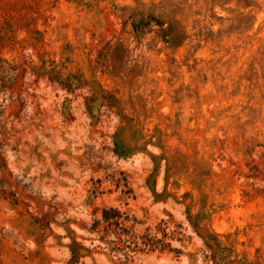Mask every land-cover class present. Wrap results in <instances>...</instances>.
<instances>
[{
  "label": "rangeland",
  "instance_id": "1",
  "mask_svg": "<svg viewBox=\"0 0 264 264\" xmlns=\"http://www.w3.org/2000/svg\"><path fill=\"white\" fill-rule=\"evenodd\" d=\"M109 207L131 243L93 230ZM72 241L74 264H264V0H0V264Z\"/></svg>",
  "mask_w": 264,
  "mask_h": 264
},
{
  "label": "trees",
  "instance_id": "2",
  "mask_svg": "<svg viewBox=\"0 0 264 264\" xmlns=\"http://www.w3.org/2000/svg\"><path fill=\"white\" fill-rule=\"evenodd\" d=\"M130 221L131 220L128 216L120 212L117 208H103L101 210V219L93 222V230H96L97 232L102 231L103 237L108 233H113L120 242H123V244L131 243V240L135 237L131 233V228L134 223L131 224ZM123 237L125 239H123ZM141 245L148 248V250L159 249L168 250L169 252L174 251L169 243L155 240V238L152 237L145 238V241L141 242ZM112 246L113 248H116V243H113ZM81 249L82 248L76 242L72 241L71 246L69 247L70 264H74L78 259L82 258L80 255Z\"/></svg>",
  "mask_w": 264,
  "mask_h": 264
}]
</instances>
